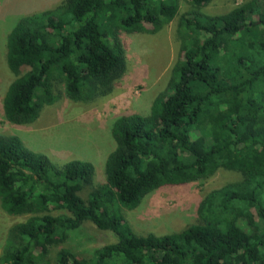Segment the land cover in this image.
Here are the masks:
<instances>
[{"label": "trees", "instance_id": "1", "mask_svg": "<svg viewBox=\"0 0 264 264\" xmlns=\"http://www.w3.org/2000/svg\"><path fill=\"white\" fill-rule=\"evenodd\" d=\"M179 22L180 55L167 88L147 114L118 117L106 180L91 187L95 165L62 166L0 133V200L27 218L7 233L0 264H264V0L209 14L212 0H187ZM180 11L179 0H63L23 16L8 34L15 78L3 99L6 119L33 123L59 100L111 92L126 71L121 31L156 32ZM242 178L212 189L195 222L164 234H137L122 213L152 191L214 175ZM92 222L115 242L81 256L53 246Z\"/></svg>", "mask_w": 264, "mask_h": 264}, {"label": "rangeland", "instance_id": "2", "mask_svg": "<svg viewBox=\"0 0 264 264\" xmlns=\"http://www.w3.org/2000/svg\"><path fill=\"white\" fill-rule=\"evenodd\" d=\"M179 1V14L160 30L121 31L119 37L125 47L126 71L111 92L75 101L65 95L64 84L60 82L56 85L61 94L59 100L44 106L33 123L18 125L6 119L3 109L5 92L15 78L7 64L8 34L23 16L54 8L63 0H0V133L19 135L29 148L45 153L59 166L74 159L92 162L96 168L94 181L82 192L88 199L92 187L106 180V158L115 147L114 121L125 114L149 113L155 97L168 86L173 65L180 55V17L192 8L187 0ZM250 1L212 0L201 7V11L225 13ZM241 178L240 172L221 168L206 178L156 189L146 195L138 207L123 208L122 213L139 235L179 231L197 220L200 203L208 192ZM26 218L8 214L0 200V255L9 228ZM70 235L66 242L53 246L52 257L62 247L81 256H90L95 248L118 239L113 231L99 229L92 222L72 230Z\"/></svg>", "mask_w": 264, "mask_h": 264}]
</instances>
